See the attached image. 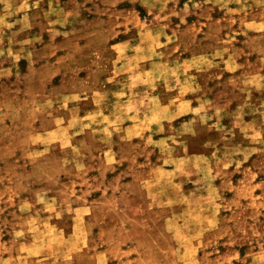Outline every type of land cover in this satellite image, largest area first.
Here are the masks:
<instances>
[{
  "label": "rangeland",
  "instance_id": "374dc122",
  "mask_svg": "<svg viewBox=\"0 0 264 264\" xmlns=\"http://www.w3.org/2000/svg\"><path fill=\"white\" fill-rule=\"evenodd\" d=\"M0 264H264V0H0Z\"/></svg>",
  "mask_w": 264,
  "mask_h": 264
}]
</instances>
